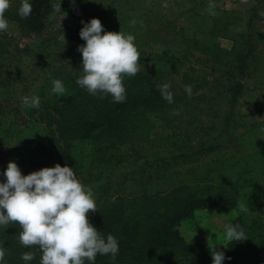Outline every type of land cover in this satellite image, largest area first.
I'll return each mask as SVG.
<instances>
[{
    "label": "trees",
    "instance_id": "obj_1",
    "mask_svg": "<svg viewBox=\"0 0 264 264\" xmlns=\"http://www.w3.org/2000/svg\"><path fill=\"white\" fill-rule=\"evenodd\" d=\"M78 2L67 0L65 7L75 11ZM21 3L10 4L5 12L9 28L0 32V183L6 182L7 156H12L10 162H16L25 176L57 164L72 167L93 194L106 182L99 179L84 184L87 175L106 167L127 166L129 173L124 171L118 178L121 182L142 181L143 191L118 194L113 201L96 205V212H89L92 226L105 239L113 235L119 245L115 259L111 254H97L94 264H153L161 253L165 255L159 264H185L184 260L213 264L209 245L190 243L180 231L183 222L207 208L233 213L232 225H239L247 238L218 249L225 254L223 264H264V127H245L236 116L244 90L241 78L257 58L255 22L264 16L253 13L245 20L236 10L220 5L210 8L213 1L195 0L184 12L189 16V29H182L188 36L175 47L161 45L158 37L137 47L145 67H139L134 77L123 78L125 102L99 109L96 95L76 83L82 71L64 75V68L57 67L30 94L36 67L32 54L37 47L21 48L20 41L41 35L53 8L63 2L29 0L32 12L23 19L18 14ZM258 5H264V0H256L254 9L260 11ZM200 7L208 11L202 14ZM218 37L230 39L231 48H221ZM197 51L211 54L200 58ZM192 57L199 58L203 68H212L213 82L208 75L200 78L199 73L194 74ZM56 79L66 89L63 95L52 92ZM164 84L171 86L172 102L161 93ZM185 85L192 86L191 95ZM218 95L227 104L223 112L219 110L223 121L219 135L206 119L189 118L190 109L205 110L208 116L214 105L207 109L203 104H210ZM25 96H39L40 107L23 106ZM54 124L59 135L51 130ZM142 144L148 147L138 161L134 157ZM208 157L214 163L211 166L204 162ZM180 167L185 168L186 179L179 178L182 172L165 176ZM156 174L160 176L152 191ZM20 231L15 223L0 225V249L5 251L0 264H40L39 247L23 246ZM25 252L33 253L34 259L22 260Z\"/></svg>",
    "mask_w": 264,
    "mask_h": 264
},
{
    "label": "rangeland",
    "instance_id": "obj_2",
    "mask_svg": "<svg viewBox=\"0 0 264 264\" xmlns=\"http://www.w3.org/2000/svg\"><path fill=\"white\" fill-rule=\"evenodd\" d=\"M17 0H10L15 3ZM78 9L75 11L68 10L65 7L67 0H62L63 4L59 11L56 6L53 8L47 22V27L41 35H33L24 37L20 41V47L25 45L30 48H35L32 63L36 64L33 73L32 89L30 94L33 95L36 88L44 83L52 74V71L57 67L64 68V75H73L82 71V53L77 49L81 45H86V41L81 39L80 31L89 23L91 19L97 18L101 21L104 33L122 32L125 35L131 34L135 37L134 44L136 47L143 45L152 38H157L161 45L166 47H175L186 36L188 32L187 20L189 16L184 12L191 5H194L195 0H78ZM213 7L219 5L225 9H233L238 12V17L247 20L253 13L262 18L264 16V5L259 6V10L254 9L256 0H211ZM168 6L163 7L164 4ZM60 5V4H59ZM200 13L204 14L208 10L206 7L199 8ZM256 10V11H255ZM211 15V11H209ZM180 16V18H179ZM179 18V19H177ZM135 21V24L132 22ZM83 22V23H82ZM185 27L186 29H182ZM255 31L259 34L256 38V53L257 58L249 67L247 73L241 78L244 84V90L240 96L239 103L236 108V116L239 121L245 124V127H264V18L258 19L255 22ZM102 33V34H104ZM218 45L224 49H230L233 42L224 37L216 39ZM40 48L38 49V47ZM197 56L200 58L208 57L211 52H199ZM206 61V60H205ZM195 66L194 74H200V78L208 75L210 80H215L214 74L211 73L212 68L205 69L201 66L202 61L196 57L191 60ZM203 64V63H202ZM139 67H145L139 61ZM27 67V66H26ZM149 67V66H148ZM155 67V65H151ZM213 71V70H212ZM214 72V71H213ZM220 72V70H219ZM218 72V75H219ZM215 73V72H214ZM236 73V72H235ZM223 83H227V79L221 78ZM219 82V79H218ZM224 84V85H225ZM95 104L99 109H108L113 102L111 95L98 93L95 98ZM214 105L213 111H208L210 114L206 116V111L190 109L191 119H206L207 125L219 135L220 127H223L222 117L219 116V110L223 112L227 108L225 101H219V95L212 100L210 104H203L204 108ZM220 106V108H219ZM189 116V115H187ZM187 120V119H186ZM187 122V121H186ZM187 127H200L197 124H186ZM53 134L59 135L57 124L51 127ZM7 145V144H6ZM8 146V145H7ZM144 147L146 149L144 150ZM147 145L139 147L138 154L134 159L138 160L145 155ZM12 156H7V162H10ZM132 158V160L134 161ZM142 160H140L142 162ZM139 161V160H138ZM131 162V161H130ZM206 165L211 166L210 158L204 159ZM186 168H189L186 166ZM185 168L180 167L179 170H171L170 174H165L166 177L171 175L174 177L176 172H182L181 179H186ZM128 170V171H127ZM127 171L129 167L121 166L119 169L106 167L102 171L89 174L84 184H90L93 181L103 179L106 183L102 185L98 192L93 194L95 204L109 203L113 201L118 194L121 193H140L143 191V182L138 181L121 182L118 178L119 174ZM160 176V175H159ZM156 175L152 176L151 190L156 187ZM186 176V177H185ZM6 179V177H5ZM154 180V181H153ZM174 180V179H173ZM202 190L203 188H200ZM233 213L226 214L222 209L207 208L198 210L195 215L187 219L180 226L181 234L184 239L190 243H204L218 247L223 250L227 246L225 239V226L231 223ZM40 251V250H38ZM163 253L156 256L153 264H159L163 258ZM180 262V260H179ZM183 263L188 264V260Z\"/></svg>",
    "mask_w": 264,
    "mask_h": 264
},
{
    "label": "clouds",
    "instance_id": "obj_3",
    "mask_svg": "<svg viewBox=\"0 0 264 264\" xmlns=\"http://www.w3.org/2000/svg\"><path fill=\"white\" fill-rule=\"evenodd\" d=\"M246 2V0H245ZM165 3L163 7H167ZM10 0H0V32L9 28L5 12ZM213 7V5H209ZM61 9V4L56 10ZM32 12L29 0H22L19 16L27 18ZM83 23V22H82ZM135 24V21L132 22ZM101 21L91 19L80 31L86 45L78 47L82 53L83 75L76 83L88 93L111 95L114 103L126 100L123 78L134 77L139 71V52L135 37L120 32H106ZM52 92L63 95L62 81H52ZM169 84L161 86L164 99L172 102ZM191 95L192 86L185 85ZM39 96H25L22 104L28 108L40 107ZM6 182L0 183V225L18 224L19 242L26 247L38 246L42 252L40 264H94L97 254H111L115 259L119 252L117 239L109 234L105 239L89 222V212H96L91 187H85L76 177L72 167H45L29 175H22L16 162H9L4 172ZM242 211L247 209L240 205ZM228 242L244 241L246 235L239 225L225 226ZM209 249L213 264H223L225 254L218 247ZM5 251L0 249V261ZM21 259L31 261L34 254L25 252Z\"/></svg>",
    "mask_w": 264,
    "mask_h": 264
}]
</instances>
